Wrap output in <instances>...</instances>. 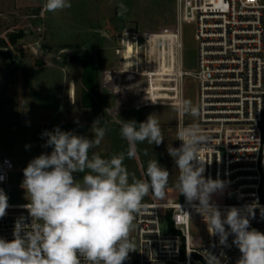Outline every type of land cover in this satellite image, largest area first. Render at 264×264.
Segmentation results:
<instances>
[{"label": "clouds", "instance_id": "1", "mask_svg": "<svg viewBox=\"0 0 264 264\" xmlns=\"http://www.w3.org/2000/svg\"><path fill=\"white\" fill-rule=\"evenodd\" d=\"M70 7V0H45L44 4L49 12ZM118 7V15L123 17L128 8L124 3ZM176 111L194 120L200 116L199 106L188 99H181ZM107 131L106 127H96L92 139L58 126L42 133L52 151L28 163L21 184L29 201L24 207L32 223L26 229L21 217L13 239L0 238V264H123L129 253L136 251L130 235L136 214L150 190L157 197L165 195L170 174L156 159L149 160L147 180L132 176L130 182L124 161L136 158L138 143L160 145L164 138L158 119L151 114L144 122H122L120 135L129 146L126 152L110 158L99 153L90 156V150L101 144ZM177 139L181 146H168L167 150L179 170L175 184L179 194L190 204L199 201L193 206L221 244L233 235L232 243L241 253L237 264H264V233L250 228L248 218L254 215L256 205L230 207L222 213L212 202V194L222 191L225 182L202 175L204 160L199 153L208 137L193 123L181 127ZM144 155H148L147 150ZM77 173H83L80 179L74 175ZM8 207V197L0 189V218ZM202 255L206 264H221L210 252Z\"/></svg>", "mask_w": 264, "mask_h": 264}, {"label": "built area", "instance_id": "2", "mask_svg": "<svg viewBox=\"0 0 264 264\" xmlns=\"http://www.w3.org/2000/svg\"><path fill=\"white\" fill-rule=\"evenodd\" d=\"M176 9V69L169 44L143 40L137 46L141 53H149L153 67L160 62L164 66L166 51L167 72L180 84L186 77L196 81L200 116L187 122L181 115L178 130L199 125L209 139L199 153L204 160L202 175L224 181V188L235 192V203L217 206L226 211L255 204L254 215L248 217L250 228L264 233V0H176ZM187 24L195 26L198 65L193 72L182 67ZM181 143L178 140L177 148ZM17 170L12 158L0 159L4 193ZM193 204L184 195L180 201L142 204L131 235L136 251L123 264H206L204 252L217 256L221 264H237L241 253L232 243L233 235L225 244L212 234L207 245L194 242L191 226L198 211ZM25 205L9 204L0 218V238L12 240L21 217L26 229L30 227ZM169 212L174 230L166 223Z\"/></svg>", "mask_w": 264, "mask_h": 264}, {"label": "rangeland", "instance_id": "3", "mask_svg": "<svg viewBox=\"0 0 264 264\" xmlns=\"http://www.w3.org/2000/svg\"><path fill=\"white\" fill-rule=\"evenodd\" d=\"M71 7L64 10L49 12L44 8L45 0H0V48L11 49L21 62V67L10 68L9 64L0 60V151H10L17 146L23 153L15 155L14 162L20 166L21 173L14 174L10 183L6 185V195L8 204H28L25 190L21 187L24 180L23 170L28 163L44 151V145L40 139V132L43 129L37 126L26 127V124L12 119L20 110L18 106L10 107L12 115L9 118H3L2 115L8 114V102H12L22 96L21 88L24 83H31L32 78H42L48 73L47 66L64 62L68 59H82L94 52L103 49V47L118 46L129 43H147L155 41L156 45L169 44L170 50L174 53V66L176 69V42H177V9L176 0H70ZM120 3H124L128 12L119 16ZM94 42V48L91 47ZM183 69L193 72L197 69V42L195 35V26L187 24L183 29ZM62 52H64L62 54ZM139 57V52H138ZM112 66L119 67V62ZM149 62V57H147ZM160 77L167 76L169 71L166 63H160ZM171 67V66H170ZM51 79H53L51 81ZM48 80L45 88L30 91L26 86V92H29L34 104L29 107L40 112V103L44 96L46 100L49 97H57L59 94L57 76L54 75ZM114 82V81H113ZM15 85V88H14ZM162 86V89H161ZM160 94L169 90L161 85ZM81 85L78 86L80 94ZM173 91V89H170ZM31 92V93H30ZM186 96L185 99L191 100L197 105V83L192 77H186ZM21 94V95H20ZM167 94V96H166ZM163 95L166 100H172L171 94ZM143 93L136 96L135 103H127L128 106L141 105L145 100ZM116 99L115 97H113ZM56 99V98H55ZM134 100V99H133ZM38 103V104H35ZM170 102H168V105ZM198 106V105H197ZM135 115L138 123L144 122L147 117L153 114L159 121L164 141L160 145H150L147 141L137 144V156L134 159H125L124 165L130 174L137 179L147 180L146 168L149 160H157L161 167L169 172L168 185L163 197H157L150 190L142 201V204L150 202H173L180 201L183 194H179L175 187L179 170L174 159L168 153V146L177 148L178 122L180 117L176 108L173 106L156 105L143 106ZM14 115V116H13ZM8 119V120H7ZM197 119V118H196ZM193 117L185 115L187 122H194ZM34 136L29 142L24 138L25 133L29 131ZM27 135V134H26ZM22 141L31 143V149L34 153L26 155V149L22 147ZM118 145L111 147L106 154H100L102 158H110L113 154L126 152L128 143L121 138H117ZM41 150V151H40ZM147 150L148 155H144ZM28 153V151H27ZM3 154V153H1ZM0 154V157L3 156ZM10 156L12 154L8 153ZM90 156L92 154H89ZM80 179L83 173L74 174ZM212 202L215 204L235 203V192L230 188H223L222 191L212 194ZM199 203V201H194ZM223 213L225 210L220 209ZM172 213L168 217L171 219ZM168 217L166 223L169 226ZM134 230L130 235L136 232L134 220ZM174 230V229H171ZM191 231L194 236V242L207 245L210 240V232L204 217L196 212L192 222Z\"/></svg>", "mask_w": 264, "mask_h": 264}, {"label": "crops", "instance_id": "4", "mask_svg": "<svg viewBox=\"0 0 264 264\" xmlns=\"http://www.w3.org/2000/svg\"><path fill=\"white\" fill-rule=\"evenodd\" d=\"M91 47L94 48V42ZM93 51L84 60L80 58L76 61L68 59L47 66L48 73L44 77H33L31 83H24L21 88L22 96L8 102V114H3L2 117L9 118L12 115L9 108L18 106L20 110L15 114L16 118L12 119L13 121L23 122L26 127L37 126L39 129L42 128L43 132L52 131L58 126L62 131H71L76 135L85 136L89 139L94 138L96 127H106L108 131L101 144L92 148L89 152V154H106L113 145H118L117 138L120 142L122 138L120 128L123 121L134 120L137 123L139 122L135 115L141 107L165 105L176 108L181 99H185L186 78L180 84L175 74L173 77L169 75L160 77L159 68L161 66L153 67L149 53H141L137 43L127 44L126 42L118 46L103 47V49ZM147 57H149V62L146 61ZM116 60L119 62V67L112 66L117 63ZM87 61L89 70L91 69L90 65L94 66V80L89 84H85L83 81ZM54 75L57 76L59 94L57 97H49L50 100H46L44 96L42 103H40L42 111L37 113L34 108L29 107V105L33 106L34 100H31V95L26 92V86H29L32 92L41 87L45 88L48 85L46 84L48 80L54 78ZM79 84L81 85L80 94H78ZM161 85L169 90H165L164 93L160 94L159 87ZM170 89H173V91ZM143 93L145 97L142 96L140 101L143 103V100H145V103L139 106H128L127 103H132V101L135 103L136 96ZM166 93L171 94L173 99L166 100ZM164 94H166L165 98L163 97ZM168 102H170L169 105ZM178 115L179 117L183 115L185 119L184 114L178 112ZM97 120L99 121L96 122ZM28 131L29 133H25L24 138L29 139V142H31L34 136L30 130ZM43 132H40V139L44 145V151H40L41 154H50L52 149L46 146L47 137L42 136ZM29 142H21L22 147L26 149L24 152L26 155L34 153ZM19 143L18 141V145L10 151H0V154L3 153L0 159L4 157L14 159L15 155L23 153L22 149L19 148ZM8 153L12 155L10 156ZM17 168L18 170L14 174L21 173L20 166L17 165ZM215 205L217 206V204Z\"/></svg>", "mask_w": 264, "mask_h": 264}, {"label": "water", "instance_id": "5", "mask_svg": "<svg viewBox=\"0 0 264 264\" xmlns=\"http://www.w3.org/2000/svg\"><path fill=\"white\" fill-rule=\"evenodd\" d=\"M0 60L8 63L11 69L21 67L20 60L11 49L0 48Z\"/></svg>", "mask_w": 264, "mask_h": 264}, {"label": "trees", "instance_id": "6", "mask_svg": "<svg viewBox=\"0 0 264 264\" xmlns=\"http://www.w3.org/2000/svg\"><path fill=\"white\" fill-rule=\"evenodd\" d=\"M87 63H88V61L86 62L85 72H84V76H83V81H84L85 84L92 83L93 80H94V66L90 65L91 69L89 70L87 68L88 67ZM168 214H167V217H168ZM168 222H169L170 229H173V224H172V221H171L170 217H168Z\"/></svg>", "mask_w": 264, "mask_h": 264}, {"label": "bare ground", "instance_id": "7", "mask_svg": "<svg viewBox=\"0 0 264 264\" xmlns=\"http://www.w3.org/2000/svg\"><path fill=\"white\" fill-rule=\"evenodd\" d=\"M199 204H196V206H198ZM218 207V206H217ZM219 208V207H218Z\"/></svg>", "mask_w": 264, "mask_h": 264}]
</instances>
